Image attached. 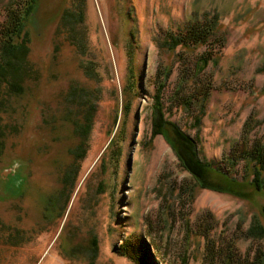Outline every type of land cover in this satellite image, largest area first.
I'll use <instances>...</instances> for the list:
<instances>
[{
	"label": "rangeland",
	"instance_id": "rangeland-1",
	"mask_svg": "<svg viewBox=\"0 0 264 264\" xmlns=\"http://www.w3.org/2000/svg\"><path fill=\"white\" fill-rule=\"evenodd\" d=\"M6 1L0 0V24ZM69 4L38 0L26 30L39 77L16 101L17 111L1 116L18 133L7 136L0 156V264H133L117 251L127 239L145 243L155 264H219L221 254L251 262L264 243V191L196 187L178 165L169 129L151 134L150 106L155 71L166 68L164 118L192 138L198 134L201 160L224 169L248 127L250 142H264V0H86L82 55L59 29ZM206 15L217 18L216 44L159 47L164 34L185 31ZM205 50L215 59L200 75L212 88L192 128L190 112L171 99L178 76ZM72 84L99 92L87 147L75 162L69 153L77 138L60 119ZM70 165L72 194L58 218L60 180ZM234 173L246 176L242 163Z\"/></svg>",
	"mask_w": 264,
	"mask_h": 264
},
{
	"label": "trees",
	"instance_id": "trees-1",
	"mask_svg": "<svg viewBox=\"0 0 264 264\" xmlns=\"http://www.w3.org/2000/svg\"><path fill=\"white\" fill-rule=\"evenodd\" d=\"M37 2L38 0H7L3 6L4 19L0 24V156L3 154L7 136L18 133V127L5 122L1 116L3 114L12 115L17 111L16 101L25 95L29 84L32 81L36 82L39 77L38 71L29 62L30 38L26 30L27 23L36 10ZM85 9L86 0H70L69 7L64 8L59 17V29L66 32L67 41L81 55L86 49L85 32L82 30ZM216 21V16L206 15L201 21L193 23L190 28H186L185 31L168 32L164 34L165 38L159 47L161 45L168 51H174L177 47L189 50L196 45L216 44L217 40L221 38V36L216 35ZM212 59H215L213 50H205L200 58L193 63L192 70L181 72L172 93L171 102L190 112L192 128H197L200 125L212 88L210 78L208 76L203 77V74L200 75ZM83 67L86 71V77L94 79L91 70H88V65ZM169 74L170 70H166V68H158L155 71L154 94L150 106L152 113L151 134L164 136V130L169 129L170 135L168 133L167 137L172 135L169 139V145L174 152L178 165L188 173L194 181V185L199 189L221 194L226 192L233 194V186L250 185L249 187H252L256 193L264 191V142L258 138H254L251 142L248 140L247 135L250 127L244 134H241L239 140L231 147L225 158V168L223 169L224 166L214 165L198 157L197 133L193 137L196 139L195 141L183 133L175 123L164 118L165 108L161 96ZM130 77L135 78L133 72L130 73ZM128 87L129 85L125 87V93L128 92ZM98 93L96 89H88L78 84L70 85L65 93L60 119L71 126L72 134L77 138L75 149L69 153L72 160L74 158V162L87 147V139L96 112ZM128 107L129 101L122 103V110L125 112ZM117 118L118 115L114 118V123L118 124V129ZM250 122L251 120L248 123L250 124ZM244 125L248 124L245 123ZM239 163L243 164V171L246 173V176L244 175L240 179L234 173ZM71 166L64 170L60 180L61 188L57 197H62V203L56 204L58 206L56 212L58 218L64 215L72 194L71 191L67 194V190L72 185L71 173L75 169ZM213 176H217V179H213ZM246 177L249 183L246 182ZM53 200L55 198L51 199L50 202L52 203ZM261 213L264 219V209ZM43 218L47 221L45 212H43ZM91 242L94 243V252H96L97 242L95 239ZM262 246V249L255 250L251 262L246 261L242 264H264V243ZM117 251L119 256L125 257L133 264H155L143 242L136 241L133 243L127 239L118 247ZM156 251L158 250L156 249ZM217 260H219V264H239L230 254L216 256V263Z\"/></svg>",
	"mask_w": 264,
	"mask_h": 264
}]
</instances>
